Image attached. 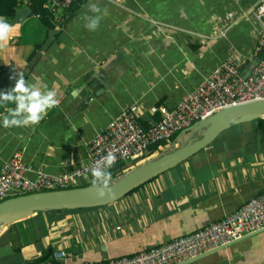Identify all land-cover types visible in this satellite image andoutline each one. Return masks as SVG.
<instances>
[{"label":"crops","instance_id":"obj_1","mask_svg":"<svg viewBox=\"0 0 264 264\" xmlns=\"http://www.w3.org/2000/svg\"><path fill=\"white\" fill-rule=\"evenodd\" d=\"M257 2L76 0L48 27L29 0H0L1 10L12 7L0 16L15 26L0 46V169L20 153L31 179L71 172L89 161L92 138L124 109L135 111L148 129L160 119L152 108L176 107L230 55L250 63L259 38L251 16ZM92 4L101 13L91 12ZM95 15L101 19L91 31L84 17ZM18 72L42 95L45 86L55 89L58 103L38 124L4 127L5 116L26 118L15 114L19 100L10 77ZM10 94L13 101H5ZM189 139L171 137L159 150L125 163L111 183ZM262 193L264 119L233 126L115 203L35 212L5 225L0 264H56L58 251L71 254L73 263L134 256L219 222ZM190 264H264V232Z\"/></svg>","mask_w":264,"mask_h":264},{"label":"built area","instance_id":"obj_2","mask_svg":"<svg viewBox=\"0 0 264 264\" xmlns=\"http://www.w3.org/2000/svg\"><path fill=\"white\" fill-rule=\"evenodd\" d=\"M76 0H48L45 8L56 18L68 11ZM246 13L244 16H247ZM259 28L258 43L251 61L261 58L264 50V0H258L251 11ZM225 33H222L224 36ZM245 60L230 55L194 91L188 93L174 108H152L160 119L148 129L143 128L137 113L126 108L89 143V161L62 175L38 173L35 179L26 175L27 169L20 153L5 162L0 169V203L17 196L76 187L80 180H92L93 168L105 169L104 158L112 153L115 166L144 157L153 145L171 139L175 134L196 122L243 103L264 100V57L245 78ZM111 167V168H112ZM109 168L108 171L111 169ZM264 229V193L245 203L236 213L187 236L164 243L134 256L121 257L109 262L73 263L71 254L54 253L56 264H178L241 240ZM40 264V263H38Z\"/></svg>","mask_w":264,"mask_h":264},{"label":"water","instance_id":"obj_3","mask_svg":"<svg viewBox=\"0 0 264 264\" xmlns=\"http://www.w3.org/2000/svg\"><path fill=\"white\" fill-rule=\"evenodd\" d=\"M29 14H31V11H29ZM21 15L22 13L17 14L16 19ZM262 54L264 55V50ZM260 61L261 58L259 57L250 61L242 73L243 76L247 78L253 67ZM261 119H264V100L234 105L221 110L207 119L196 122L193 126L182 132L184 136L189 134L190 139L187 142H183L175 150L157 159L141 164L136 169L113 181L110 187L115 195L111 198L97 199L92 186L89 185L66 190L33 193L7 199L0 203V234L5 225H10L16 221L30 217L35 212L96 208L115 203L139 187L195 156L233 126ZM98 191L102 192L105 190L100 188ZM263 232L264 229L247 235L239 241L221 246L213 251L178 264H190Z\"/></svg>","mask_w":264,"mask_h":264},{"label":"clouds","instance_id":"obj_4","mask_svg":"<svg viewBox=\"0 0 264 264\" xmlns=\"http://www.w3.org/2000/svg\"><path fill=\"white\" fill-rule=\"evenodd\" d=\"M89 10L93 13H101V9L95 4L89 5ZM100 19L101 15L85 16V27L91 31L96 30L99 27ZM14 27L7 21L6 17L0 16V46L9 39ZM10 79L16 80V86L12 92L15 94V99L19 100V109L15 114H19L22 111L25 113L26 118L23 121H19L15 119L9 120L5 116L3 118L4 127H24L38 124L43 116L46 115L47 110L57 105L55 89L49 90L45 86V91L42 95L40 91L33 90L31 83L25 81L23 72L15 73ZM26 83L28 87H26ZM3 99L5 101H13V96L10 94L3 97ZM104 161L105 169L103 171L94 167L92 172L91 186L97 199L111 198L115 195L110 187L111 173L108 171L115 163V156L109 153L104 158ZM100 188L105 191H98Z\"/></svg>","mask_w":264,"mask_h":264},{"label":"trees","instance_id":"obj_5","mask_svg":"<svg viewBox=\"0 0 264 264\" xmlns=\"http://www.w3.org/2000/svg\"><path fill=\"white\" fill-rule=\"evenodd\" d=\"M29 1H30V7H31L33 13L35 15H37L44 24H46L48 27L56 26L55 25V22L57 21L56 16L50 10H48L44 7L48 0H29ZM6 7H7V10H5V11L0 9V15H6V14H9V12H12V7H9L8 5ZM260 57L263 58L264 55L260 54ZM144 128H147V127H144ZM178 134L174 135L173 139H175ZM162 143L163 142H161L157 145L151 146L149 149V153L151 154V153L159 150L160 147L162 146ZM125 168H126L125 163H120V164L113 166L109 170V172L111 173V180H114L115 178L120 176L123 173V170ZM89 185H91V183L90 184H83L80 187H83V186L85 187V186H89ZM75 188H77V187H75ZM70 189H72V188H70ZM34 264H36V263H34Z\"/></svg>","mask_w":264,"mask_h":264},{"label":"rangeland","instance_id":"obj_6","mask_svg":"<svg viewBox=\"0 0 264 264\" xmlns=\"http://www.w3.org/2000/svg\"><path fill=\"white\" fill-rule=\"evenodd\" d=\"M165 144H166V142H165V141H163V143H162V146H165ZM169 152H171V151L169 150ZM169 152H168V153H169Z\"/></svg>","mask_w":264,"mask_h":264}]
</instances>
